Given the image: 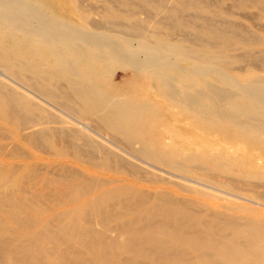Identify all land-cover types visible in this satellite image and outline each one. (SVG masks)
Here are the masks:
<instances>
[{
	"label": "bare ground",
	"instance_id": "obj_1",
	"mask_svg": "<svg viewBox=\"0 0 264 264\" xmlns=\"http://www.w3.org/2000/svg\"><path fill=\"white\" fill-rule=\"evenodd\" d=\"M45 1L0 0V120L15 143L33 148L16 168L0 169V182L13 174L9 187L18 190L0 195V264H159L155 255L173 253L193 258L188 264L230 257L264 264L260 69L226 71L203 53L193 64L172 60L156 42L133 46L67 24L44 11ZM76 1L69 6L82 15ZM108 70L141 77L132 87L138 94L122 92L106 79ZM210 74L230 84L232 115L194 107L219 93L209 87ZM119 100L129 106L113 108ZM246 112L260 121H248ZM26 178L36 189L28 191ZM53 186L67 193L58 212L35 201ZM9 200L21 211H3ZM233 228L235 238L227 233ZM245 228L254 232L249 249L237 238Z\"/></svg>",
	"mask_w": 264,
	"mask_h": 264
},
{
	"label": "rangeland",
	"instance_id": "obj_2",
	"mask_svg": "<svg viewBox=\"0 0 264 264\" xmlns=\"http://www.w3.org/2000/svg\"><path fill=\"white\" fill-rule=\"evenodd\" d=\"M81 1L82 3H80ZM81 1L77 0L76 3L78 2V5L81 4L79 5L80 7H77L81 9L82 15L71 10L68 0H47L45 1L46 3H42V7L44 11H46L50 15L53 14L54 16H56L55 14L59 13L65 16L61 21L67 24H71L75 27L83 29L88 28L90 30L96 29L98 31H103L107 33L111 38H117V36H119L120 38H128L130 39L133 46H136V43L139 40L145 41L149 44H153L154 42H156L161 46L164 53L169 54V56L171 55L170 58L172 60H177L180 62L181 59V62L183 63L193 64L195 61H198V59L201 58V53H203L210 56V65L217 66L218 68H221L223 70L230 71L232 69H235L243 72L245 69H256L255 67H257L258 70L260 69L258 71L259 74H261V76H264V0ZM85 1L87 2L86 5ZM45 6H48V9H51L50 7L53 6L54 8H57V10H48ZM97 6L100 8H98ZM85 10H88V13H85ZM82 16H84L85 19L82 18ZM96 17L97 21L95 20ZM87 20L93 21V25L92 23L91 25H89L90 21ZM85 21L89 23H86ZM27 22L29 24H35L34 21L31 22L28 20ZM98 24L99 26H101L98 27ZM162 42H164V45L162 44ZM55 45L56 48L60 49L63 54L71 57V53L70 51H68V48L66 46H63L62 43H57ZM184 60H186V62ZM70 64L75 67L76 62L73 63L72 61ZM110 73L111 70H108L107 74L105 75L106 79L121 85L122 92L134 93L138 88L132 87L136 84L139 86L141 85L142 81L139 79L141 77L136 76V74L134 75V73L129 70H127L126 72L116 70L114 74ZM207 78L210 81L209 87L218 90L219 93L216 94L217 96H214V93L211 92L210 94L214 96V99H212L211 102H197L201 103L202 106H197V104L195 103L194 107L198 111L201 110V113H205L213 109L218 111L222 110L225 115H232V109L229 107V105L227 106V104L234 103V97L230 92V84H228L227 81H222L215 77H211V74ZM20 81L23 82L22 84H25V80L23 78H20ZM147 82L148 80H144L143 85L146 86L145 83ZM29 87L36 88L38 91L44 90L43 85H35L34 87ZM47 87L50 89V86ZM56 87L57 86H55L54 89ZM68 87L69 88L65 90H67V92L71 96L74 92V89L72 85H68ZM76 87L80 88L81 85H77ZM141 91H146V89L143 88L142 90H139V92ZM35 92L37 91L35 90ZM134 94L137 95L138 92ZM129 102L130 101L119 100L113 105V108L119 110L120 108H123L122 106L125 103L129 106ZM70 104L72 106L73 102L70 101ZM206 105H208L209 108L212 107V109H208ZM247 113L248 112H246L244 115H246L245 118H248V121H256V119L259 120L256 117H252L251 113ZM209 117L213 120L217 119V116L212 113H209ZM261 119L264 122L263 115H261ZM1 122L2 121L0 120V169H3L8 165L16 168L17 165L21 163L20 158L23 155L27 156V154L29 153L28 150H32L33 148H31L30 146H22L15 143L10 137L12 128H9L8 126L5 127L4 124H2L3 122ZM41 145L43 146H41L43 151V154L41 153V155H48V149H45L43 143ZM131 147L132 149L138 148L139 144L135 141V143H133ZM15 150H18V153H16ZM12 175L10 176V179L4 178V180H1L2 182H0V192L2 194L0 193V195H7V197L11 195V197H13L14 194L18 192V190H16L13 185L9 187V184L12 183L11 179L15 176ZM26 180L28 179H25V183L26 185L30 186L28 190L30 192L35 187L33 185L34 181L30 180L29 182H26ZM25 183L22 184V187L23 185H25ZM30 183L33 184L29 185ZM31 186L34 187L32 188ZM46 189L47 188H44V190L40 189V191H42L43 193L42 195L40 194L41 192H39V189H37V192L40 195L39 198L35 200H38L36 203H42L43 205H41L45 207V210H48L50 208V210H52V208H54V212L55 210L56 212H58V205L61 203L63 198L65 199L67 193L59 192V189L56 188L58 189V192L60 194L59 195L54 191V186L53 191L52 187L48 188L47 190ZM10 191L13 192V194H11ZM43 191H45V193ZM46 191H48L49 193ZM8 193L10 195H8ZM62 193L63 197L61 196ZM25 194L28 195L30 193ZM44 194L47 196H45ZM42 196L45 198H43ZM40 200L41 202H39ZM32 203L35 202H31L30 205H33ZM5 204L6 206L3 205V211H9L13 213L21 211L19 210L20 208L16 206L15 202L12 203V201L10 202L9 200V202H6ZM1 221L2 220L0 216V222ZM236 230L237 229L233 228L232 230H228L227 233H232V236H234V232H236ZM244 232L246 234H244ZM251 233L253 234L254 232L250 229L248 230V228H245L241 235L236 234L237 238H239L240 244H245L247 246V249H249L250 246L253 245L254 247L255 245L252 244L253 242H250L252 240V237H250ZM233 238H235V236ZM231 240L234 241V239ZM263 242L264 241H262L259 245L264 244ZM172 255L173 259H178L182 262V264H188L194 261V259L191 257L181 255L179 256V254L176 255V253H173ZM174 255L176 257H174ZM154 258L159 261V264H173L169 262L170 259H172L171 257L164 258L160 255H155ZM207 261L209 262V264H249L248 260L246 261V263H244L245 259L242 258V260H235V257H230L227 260H218L217 258H214Z\"/></svg>",
	"mask_w": 264,
	"mask_h": 264
}]
</instances>
